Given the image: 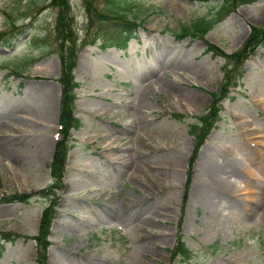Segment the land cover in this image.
Wrapping results in <instances>:
<instances>
[{
	"label": "rangeland",
	"instance_id": "1",
	"mask_svg": "<svg viewBox=\"0 0 264 264\" xmlns=\"http://www.w3.org/2000/svg\"><path fill=\"white\" fill-rule=\"evenodd\" d=\"M88 1L99 8L105 0H71L72 21L91 39ZM215 4L124 0L123 11L141 23L139 39L126 51L102 50L98 42L77 52L81 126L71 130L45 264H179L171 252L179 230L199 257L195 264H264V44L246 59L240 84L221 101V118L196 153L189 131L224 76L225 59L208 52L205 40L230 53L253 26L264 27L258 0L238 6L205 39L175 36L209 17ZM58 12L51 0H0V30L16 34L11 47L0 45V126L7 123L0 129V233L18 234L0 264H37L31 236L48 199L1 198L35 194L51 182L62 92ZM18 63L26 67L22 76L6 79ZM204 171L229 176L228 187L239 191L229 196L233 206L205 203L216 188Z\"/></svg>",
	"mask_w": 264,
	"mask_h": 264
},
{
	"label": "trees",
	"instance_id": "2",
	"mask_svg": "<svg viewBox=\"0 0 264 264\" xmlns=\"http://www.w3.org/2000/svg\"><path fill=\"white\" fill-rule=\"evenodd\" d=\"M123 1L105 0L99 8L94 6L93 1L87 2L88 17L90 20H88V27L94 28L91 39L86 37L82 39L74 28L71 0L51 1V6L59 10L56 18V26L61 37L59 56L62 66L60 76L57 78L62 85L59 112L61 139L56 143L53 158L49 166L52 182L46 187L37 190L35 194L17 192L12 196H4L1 198L2 202L18 201L23 203H28L32 195L48 199V204L44 208L41 216L38 234L32 236L38 247V264H45L47 249L51 245L49 235L55 216L54 206L56 200L58 201V197L56 196L57 190L65 189L62 181L68 152L72 147L70 142L71 130L73 128L78 129L81 126L80 119L75 116L76 89L80 87V83L74 77L77 52H79L80 46L88 43L94 44L98 40H101L103 48L117 47L119 49H125L130 39L138 37L137 33L140 23L136 19L130 18L123 11L121 6ZM201 1L206 2L209 0ZM255 1L258 0H216V4L209 17L205 16L193 21L191 24L182 25L180 30L174 33L179 38L190 35L193 38L205 39L206 34L238 6ZM12 27L18 29L20 26L13 22ZM87 30L89 31V29ZM15 36V30L0 31V45L10 47ZM205 41L209 52L222 56L225 59L223 66L224 76L220 88L217 91L211 92L212 101L209 108L204 114L197 116L198 123L190 127V132L196 142L194 153L198 151L208 133L221 118L220 112L223 110L221 101L226 97L231 98V88L235 89L240 84V80L245 74L244 66L246 59L255 49L264 44V27L253 26L249 37L243 43L242 47L230 53L211 44L208 40ZM24 69H26L25 65L18 63L8 75L21 76ZM176 117H181V115L176 114ZM192 171V165L190 164L187 173L191 176ZM179 232L177 241L171 250L172 259L179 258V264H192L193 262L191 261L196 256L186 244L185 236L181 233V230ZM16 236L17 234L10 232L0 233V256L4 253L6 242L16 240Z\"/></svg>",
	"mask_w": 264,
	"mask_h": 264
},
{
	"label": "bare ground",
	"instance_id": "3",
	"mask_svg": "<svg viewBox=\"0 0 264 264\" xmlns=\"http://www.w3.org/2000/svg\"><path fill=\"white\" fill-rule=\"evenodd\" d=\"M130 51H132V48L131 47H130ZM82 63L83 64H81V61H79V65L81 64V66H83V68L87 67V62H82ZM191 73H194V72L191 71ZM109 89L111 90L112 88L110 87ZM41 103H44V100L43 99H42ZM48 111H49V109H48ZM93 113H97V111H93ZM127 122H129V120ZM6 124L7 123L2 124L0 126V129H3L4 125L6 126ZM112 148L114 149L115 147L112 146L111 149ZM205 148H206V146H204V149ZM204 149L201 152V156H202V153H204ZM165 157H166L165 159H167V160L176 159V156L175 155H173V156L166 155ZM238 172H239V169L236 166L235 169H234V171H233V174H236ZM204 175L207 176L206 181L207 182H210L212 185L214 184V187L216 188V191H214L213 193L210 194L211 197L206 198L205 203H208V205L211 206L212 204H218V205H220V203L225 202L226 203V207L233 206L234 202L231 200V198L229 196H235V195L238 194L239 191L237 189L231 190V188L228 187L227 178H229V176H227V175L226 176H223V175H220L218 173L217 174H209L206 171H204ZM232 176L234 178L236 177L234 175H232ZM232 180H230V181H232ZM230 183H232V185L233 184L235 185V184L238 183V181L237 180H233ZM255 215H256V211L253 213V216H255Z\"/></svg>",
	"mask_w": 264,
	"mask_h": 264
}]
</instances>
